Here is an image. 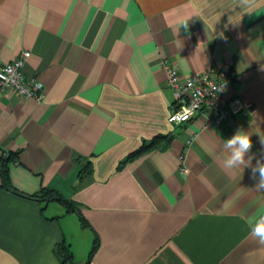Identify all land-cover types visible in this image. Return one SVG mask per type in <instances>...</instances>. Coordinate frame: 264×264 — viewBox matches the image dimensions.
<instances>
[{
  "label": "crops",
  "instance_id": "crops-1",
  "mask_svg": "<svg viewBox=\"0 0 264 264\" xmlns=\"http://www.w3.org/2000/svg\"><path fill=\"white\" fill-rule=\"evenodd\" d=\"M25 50L43 95L0 94V156L19 192L0 167V264H264L247 223L264 215L260 173L223 166L237 130L245 161L264 164V0H0V66ZM164 57L183 75L231 65L245 113L169 122ZM158 134L165 145L118 167ZM41 188L88 225L27 197Z\"/></svg>",
  "mask_w": 264,
  "mask_h": 264
},
{
  "label": "built area",
  "instance_id": "built-area-1",
  "mask_svg": "<svg viewBox=\"0 0 264 264\" xmlns=\"http://www.w3.org/2000/svg\"><path fill=\"white\" fill-rule=\"evenodd\" d=\"M29 55V51H22L15 59L0 66V94L5 90H12L24 100H41L42 83L26 77L23 72ZM160 64L166 72V84L174 98L173 110L168 116L169 122L181 124L198 113H210L209 122L218 124L226 119L233 124L238 115L245 113L247 104L235 88L236 72L231 65L224 64L183 75L166 57L161 59ZM228 86H232L233 91L225 97Z\"/></svg>",
  "mask_w": 264,
  "mask_h": 264
},
{
  "label": "trees",
  "instance_id": "trees-1",
  "mask_svg": "<svg viewBox=\"0 0 264 264\" xmlns=\"http://www.w3.org/2000/svg\"><path fill=\"white\" fill-rule=\"evenodd\" d=\"M168 137L167 135H162V134H158L156 136H154L151 139L148 140H143L142 143L140 144V146L135 149L134 151L130 152L121 162L120 165L118 167H120L121 165H123L125 162L129 161V160H133L136 157H139L153 149L156 148H161L163 146V142L164 145L167 143L168 141ZM13 159V156L11 154H7V155H1L0 156V167H1V181H2V186L4 188H6L7 190L13 192V193H19L11 184L10 182V177H9V173H8V163L9 161H11ZM78 161L81 165V168L79 170V178L82 179L84 173L89 174L91 172L90 169V162L88 160H85L82 162V160L80 158H78ZM27 197L32 198V199H37L39 201H46L49 200L51 198H54L55 200H58L61 204H63L66 208V212H73L75 213L80 220L82 221V223L84 225H88L84 219L83 216L80 212V205L77 204L76 202L70 200V199H65L62 196H60L56 191L49 189V188H41L38 192H35L33 194H29L27 195ZM98 245V240L97 238L94 240L93 246H92V251L90 253V255L93 253V251H95V249L97 248Z\"/></svg>",
  "mask_w": 264,
  "mask_h": 264
},
{
  "label": "clouds",
  "instance_id": "clouds-1",
  "mask_svg": "<svg viewBox=\"0 0 264 264\" xmlns=\"http://www.w3.org/2000/svg\"><path fill=\"white\" fill-rule=\"evenodd\" d=\"M181 25L187 29V21ZM261 144L264 145V141L261 140ZM223 148L225 150H230V155L225 156L223 166L226 169H233L241 165L243 167H251L253 176L256 171H259L261 180L254 185V188L256 191H264V164H260L259 159H257L256 166L251 164L252 158L256 156L255 153H252L247 161L244 159L245 153L250 152L252 149L250 136L242 130H237L233 136L224 141ZM260 154L264 155V148L261 149ZM247 223L250 228L251 236L254 237L260 245H264V215H261L255 223H252L251 220H248Z\"/></svg>",
  "mask_w": 264,
  "mask_h": 264
},
{
  "label": "water",
  "instance_id": "water-1",
  "mask_svg": "<svg viewBox=\"0 0 264 264\" xmlns=\"http://www.w3.org/2000/svg\"><path fill=\"white\" fill-rule=\"evenodd\" d=\"M57 249H58V248L55 249V250H56V253H57Z\"/></svg>",
  "mask_w": 264,
  "mask_h": 264
}]
</instances>
